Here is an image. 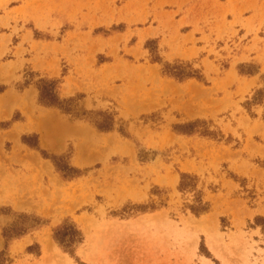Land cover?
<instances>
[{
	"label": "rangeland",
	"instance_id": "rangeland-1",
	"mask_svg": "<svg viewBox=\"0 0 264 264\" xmlns=\"http://www.w3.org/2000/svg\"><path fill=\"white\" fill-rule=\"evenodd\" d=\"M0 264H264V0H0Z\"/></svg>",
	"mask_w": 264,
	"mask_h": 264
},
{
	"label": "trees",
	"instance_id": "trees-1",
	"mask_svg": "<svg viewBox=\"0 0 264 264\" xmlns=\"http://www.w3.org/2000/svg\"><path fill=\"white\" fill-rule=\"evenodd\" d=\"M150 42H148L149 44ZM174 69V70H173ZM183 69H181L180 67H173L172 69H169V71L175 75V76H179L182 77L188 73H184V71H182ZM54 83L55 81L51 80V81H40L38 84V91H39V100L40 102L46 104V105H53V106H58L62 109H64L65 111H71L72 109H70L67 106H63L60 101L58 100V98L55 95L54 92ZM98 127L100 128H104L105 126L98 123ZM59 233V232H58ZM58 233H56L55 237L57 240H59V242H63V238L67 235L70 234L69 231H66V233L64 231H62L63 235H58ZM59 236V237H58Z\"/></svg>",
	"mask_w": 264,
	"mask_h": 264
}]
</instances>
